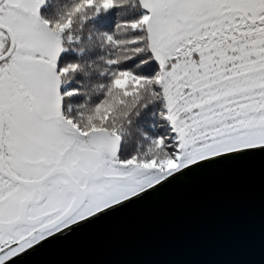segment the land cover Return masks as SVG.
Segmentation results:
<instances>
[{
    "label": "snow or ice",
    "instance_id": "snow-or-ice-1",
    "mask_svg": "<svg viewBox=\"0 0 264 264\" xmlns=\"http://www.w3.org/2000/svg\"><path fill=\"white\" fill-rule=\"evenodd\" d=\"M43 2L0 0V264L199 161L264 147V0H141L149 14L124 25L139 33L138 67L110 61L122 95L97 103L88 127L62 112L61 76L78 66H59L60 34L118 0H79L54 23ZM153 86L171 125L153 144L178 163L167 171L120 158L108 126L117 104Z\"/></svg>",
    "mask_w": 264,
    "mask_h": 264
},
{
    "label": "water",
    "instance_id": "water-1",
    "mask_svg": "<svg viewBox=\"0 0 264 264\" xmlns=\"http://www.w3.org/2000/svg\"><path fill=\"white\" fill-rule=\"evenodd\" d=\"M5 264H264V147L190 165Z\"/></svg>",
    "mask_w": 264,
    "mask_h": 264
},
{
    "label": "trees",
    "instance_id": "trees-1",
    "mask_svg": "<svg viewBox=\"0 0 264 264\" xmlns=\"http://www.w3.org/2000/svg\"><path fill=\"white\" fill-rule=\"evenodd\" d=\"M77 3L79 0H44L41 18L53 23L60 21ZM148 13L141 0H118L114 7L99 11L92 7L73 17L72 26L60 34L59 66H78L60 79L64 115L84 119L85 114L94 115L95 105L101 100L122 95L121 90L113 86L118 68L110 61H119L128 71L138 67L135 60L129 59L136 55L129 41L136 39L139 33L124 25ZM108 35L118 43L108 41ZM70 90L78 91L64 95ZM165 111L166 101L158 86L142 87L138 96L127 97L125 104H117L108 126L120 136V158L136 157L138 162L144 163L158 161L160 150L153 141L166 136L164 132L171 126L161 115ZM85 124L88 127L87 117Z\"/></svg>",
    "mask_w": 264,
    "mask_h": 264
},
{
    "label": "rangeland",
    "instance_id": "rangeland-1",
    "mask_svg": "<svg viewBox=\"0 0 264 264\" xmlns=\"http://www.w3.org/2000/svg\"><path fill=\"white\" fill-rule=\"evenodd\" d=\"M58 88H59V86H58ZM59 92H60V90H59ZM169 127L170 128L167 127V132H164V134L165 133L167 135L170 134L171 126H169ZM143 164H145V163L144 162H139V165L142 166ZM147 164H148L149 167H155V168L160 169L161 171H167V170H170V169H175L178 166L177 160L172 158L171 156H169V154L166 151H160V158L158 159V161L151 160V161H148ZM138 170H139V167L135 166L131 170V172H136Z\"/></svg>",
    "mask_w": 264,
    "mask_h": 264
},
{
    "label": "clouds",
    "instance_id": "clouds-1",
    "mask_svg": "<svg viewBox=\"0 0 264 264\" xmlns=\"http://www.w3.org/2000/svg\"><path fill=\"white\" fill-rule=\"evenodd\" d=\"M62 19H63V17H60V21L61 22H62ZM74 22H75V20H74ZM86 117H87V114H85L84 119H80L78 117H75V119H77L79 122H81L82 124H84V126H86V124H85Z\"/></svg>",
    "mask_w": 264,
    "mask_h": 264
},
{
    "label": "flooded vegetation",
    "instance_id": "flooded-vegetation-1",
    "mask_svg": "<svg viewBox=\"0 0 264 264\" xmlns=\"http://www.w3.org/2000/svg\"><path fill=\"white\" fill-rule=\"evenodd\" d=\"M42 5H43V3L40 5V8H39V9H40V12H41V7H42ZM65 116H66V115H65ZM66 117H67V116H66ZM134 167H135V166H134ZM134 167H133V168H134ZM133 168H132V169H133ZM132 169H130V171H131ZM72 226H73V225H71L70 227H72ZM70 227H69V228H70ZM67 229H68V228H67ZM64 230H65V229H64ZM64 230H62V231H64ZM59 233H60V232H59ZM50 237H51V236H50ZM48 238H49V237H48ZM48 238H47V239H48ZM45 240H46V239H45ZM45 240H43V241H45ZM43 241H41V242H43ZM41 242H40V243H41ZM38 244H39V243H38ZM36 245H37V244H36ZM33 247H34V246H33ZM13 258H14V257H13ZM9 261H10V260H9ZM6 262H8V261H6ZM6 262H5V263H6Z\"/></svg>",
    "mask_w": 264,
    "mask_h": 264
},
{
    "label": "bare ground",
    "instance_id": "bare-ground-1",
    "mask_svg": "<svg viewBox=\"0 0 264 264\" xmlns=\"http://www.w3.org/2000/svg\"><path fill=\"white\" fill-rule=\"evenodd\" d=\"M59 233V232H58ZM57 234V233H56ZM55 235V234H54ZM53 236V235H52ZM50 238V237H49ZM27 251V250H26ZM13 259V258H12Z\"/></svg>",
    "mask_w": 264,
    "mask_h": 264
}]
</instances>
